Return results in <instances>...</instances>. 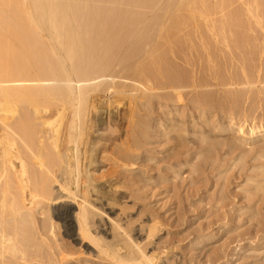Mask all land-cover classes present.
I'll return each mask as SVG.
<instances>
[{"label":"bare ground","instance_id":"bare-ground-1","mask_svg":"<svg viewBox=\"0 0 264 264\" xmlns=\"http://www.w3.org/2000/svg\"><path fill=\"white\" fill-rule=\"evenodd\" d=\"M229 2L0 0V264H42L51 256L47 264H180V256L164 252L176 240L157 251L169 231L148 216V204L133 199L127 185L135 168L119 160L130 151L118 137L141 133L138 117L151 98L173 93L177 103L184 101L186 79L169 66L170 55L193 41L182 28L198 18L206 22ZM254 2L258 17L264 16V0ZM248 12H229L220 21L225 33L217 22L211 31L240 36L248 28L244 17H253ZM233 118L231 127L237 125ZM176 124L172 120L158 134ZM236 128L240 142L264 140V126ZM57 228L63 244L56 241Z\"/></svg>","mask_w":264,"mask_h":264},{"label":"rangeland","instance_id":"rangeland-1","mask_svg":"<svg viewBox=\"0 0 264 264\" xmlns=\"http://www.w3.org/2000/svg\"><path fill=\"white\" fill-rule=\"evenodd\" d=\"M254 3V0H230L225 7L217 9V13L214 11L209 21L198 18L192 25L183 27L181 35L190 38L196 45L187 40L185 42L189 41L190 44L187 43L186 46L182 42L184 39L181 42L186 48L176 43L181 45H178L181 52H185L170 55L169 66L177 73L182 70L178 74L186 79V82L180 80L182 85L184 82L185 90L188 89L182 91L184 101L177 103L173 93L171 95L174 98L170 94L169 97L162 95L173 100H167V97L159 100L158 96L151 98L137 121L140 134L143 135L133 132L125 138L118 137V140L127 144L130 151L128 154L125 152L124 158L119 160L124 162L126 159L128 163L123 164L135 168L134 181L127 185L133 193V199L136 197L148 204V216L162 222L169 231V234L163 233L165 238L157 241L155 246L160 249H156L160 254L164 250L169 252L171 258L175 256L178 259L180 256V264H264V140L240 142L236 128L239 124L246 128L264 126V16L258 17L262 13ZM140 8L135 9L145 12ZM239 8L244 13L249 11L248 14L253 16L244 17L248 23V28L241 32L244 37L230 31L224 36L227 28L222 31L223 22L220 21L229 12ZM223 16L226 17L222 19ZM214 23L219 28L213 26ZM214 27L223 32L222 37L219 32L211 31ZM239 37L242 46L246 44L244 40L251 49H247V45L246 48L242 47L238 43ZM195 46L201 47L195 49ZM240 50L245 51V54L248 52V55H242ZM178 54L187 55V59L185 56L178 57ZM208 56L212 65L208 64ZM177 65L178 71H175ZM189 80L192 82L188 83ZM239 83L242 88L239 86L238 89ZM192 84H196L195 87H191ZM175 114L182 116L176 117ZM228 118L236 120L237 125L231 127ZM172 120L183 130L176 124L179 132L177 127H168V131L159 135L158 131L168 126ZM170 129L173 135L170 134ZM176 156L180 159L175 158ZM174 162L178 163L176 169H171L170 164ZM144 185V189L137 190V187ZM129 205V212H133L132 209L135 212L131 202ZM145 218L136 217L135 222L143 223ZM56 230V241L60 244L62 240L59 237L62 235H59L61 232L58 228ZM166 240H176L175 248L170 249L173 252L164 249L163 242ZM63 241L69 246L67 240ZM71 247L72 252L77 248ZM44 259L42 264H47L48 257ZM217 259L219 260L216 261Z\"/></svg>","mask_w":264,"mask_h":264}]
</instances>
